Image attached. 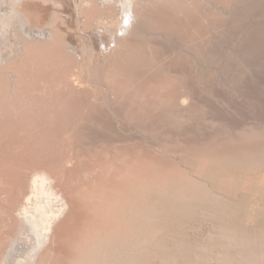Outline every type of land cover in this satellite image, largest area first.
I'll return each mask as SVG.
<instances>
[{
	"label": "rangeland",
	"instance_id": "rangeland-1",
	"mask_svg": "<svg viewBox=\"0 0 264 264\" xmlns=\"http://www.w3.org/2000/svg\"><path fill=\"white\" fill-rule=\"evenodd\" d=\"M160 1L153 33L99 76L114 113L62 48L0 66L21 74L14 94L0 74V263L40 177L65 209L36 264H235L264 250V0Z\"/></svg>",
	"mask_w": 264,
	"mask_h": 264
},
{
	"label": "bare ground",
	"instance_id": "bare-ground-1",
	"mask_svg": "<svg viewBox=\"0 0 264 264\" xmlns=\"http://www.w3.org/2000/svg\"><path fill=\"white\" fill-rule=\"evenodd\" d=\"M159 2L161 3L160 0H0V66L5 62L12 64L21 57L23 58L26 53H33L32 50L39 51L41 55L45 54L46 51L43 50L47 48L43 49L37 44L51 48L48 45L50 44L54 50L62 48L63 52L66 51L67 53V58H65L68 62L73 61L76 63L81 58L80 66L82 70H79L77 75L79 81L94 83L95 86L102 84L107 90L108 108L114 113V107L117 105L115 103L116 106H114L110 101L112 90L108 88L105 81H99V76L107 80L110 70L113 69L115 64L113 59H116V56H119L120 59L124 58L122 57L124 55L123 50L128 46V43L133 42L136 38L138 40L145 39L153 33L150 32L151 22H153L150 18L153 16L150 14L155 13L154 8L160 5ZM172 2L176 1L172 0ZM44 8L48 9L49 20L43 19L37 14V11L39 12ZM150 20L152 21L150 22ZM64 33L69 34L70 44L63 40ZM73 33H77V35H73ZM12 34H14L15 39L13 40L15 42L19 40L15 47L12 44L13 41L11 42L12 45L7 43ZM226 46L228 45L226 44ZM16 50L18 54H15L17 53ZM126 51L131 53V51L128 52V49ZM124 56L127 57L128 55ZM214 56L212 57L214 58ZM71 58L74 60H71ZM5 72L11 74V91L14 94L13 85L16 84V80L21 74L11 67H8L7 71L0 70V74ZM117 112L116 110V116L120 119L121 116L118 117ZM1 174L0 186L5 184ZM52 184V181L47 178L40 177L36 179L30 203L24 210L26 214L24 226L0 264L37 263L36 259L40 256V251H43L42 249H44V245L49 239L48 232L52 219L65 209L64 199L56 194V189L53 190ZM27 239L30 243L27 242ZM233 261L236 262L235 264H247V262H252L250 264H264V250L259 251L254 256L242 250L239 256L233 257Z\"/></svg>",
	"mask_w": 264,
	"mask_h": 264
}]
</instances>
